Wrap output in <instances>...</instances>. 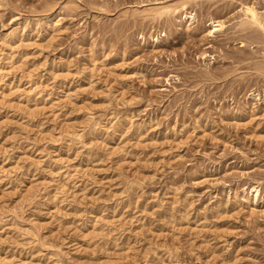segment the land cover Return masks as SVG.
I'll return each instance as SVG.
<instances>
[{"label": "rangeland", "instance_id": "1", "mask_svg": "<svg viewBox=\"0 0 264 264\" xmlns=\"http://www.w3.org/2000/svg\"><path fill=\"white\" fill-rule=\"evenodd\" d=\"M247 9L264 21V0H0V264H264Z\"/></svg>", "mask_w": 264, "mask_h": 264}, {"label": "bare ground", "instance_id": "2", "mask_svg": "<svg viewBox=\"0 0 264 264\" xmlns=\"http://www.w3.org/2000/svg\"><path fill=\"white\" fill-rule=\"evenodd\" d=\"M171 11L172 10L167 9V8L166 9H164V8L157 9V10L151 11L148 14V16H152L153 18H161L162 16L169 15L170 13L172 14ZM246 16L248 17L249 22L252 25L260 28L263 31V33H264V21H261L260 17L258 16V14L253 9H247L246 10ZM219 27H220V25H219ZM14 39H15L14 35H12L8 40L3 39L4 42L0 44V45H2L3 47L6 48L7 52H6L5 55H6V59L7 60H12L14 58V54H13L14 53L13 52L14 47L12 45V42L14 41ZM256 192H258V191L256 190Z\"/></svg>", "mask_w": 264, "mask_h": 264}]
</instances>
